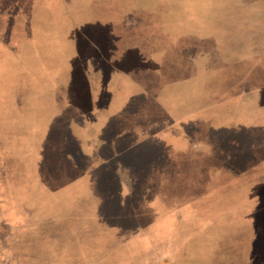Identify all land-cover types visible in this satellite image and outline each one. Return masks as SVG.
Listing matches in <instances>:
<instances>
[{
  "label": "rangeland",
  "instance_id": "rangeland-1",
  "mask_svg": "<svg viewBox=\"0 0 264 264\" xmlns=\"http://www.w3.org/2000/svg\"><path fill=\"white\" fill-rule=\"evenodd\" d=\"M82 1L88 0H80L79 5ZM72 2L75 4V0ZM126 2L131 6V0H118V3L99 0V9L117 6L110 12L117 19L103 18L97 27L88 26L89 33L93 32L89 34L86 28L70 29L62 14H53L58 19H40L41 13H55L57 10L52 8H60V0H0V27L4 28V32L0 29V264H148L149 257L144 253L154 256L155 251H161L171 264H200L199 253H206L203 241L228 236L230 231L239 234L240 213L233 210L227 218L222 217L226 222L217 229L199 228L208 217L197 208L198 202L206 200L207 204L218 205L228 202L216 197L222 189L212 183H209L211 190L203 196L194 199L184 196L176 225H164L170 214H163L160 208L164 195L179 188L190 190L193 183L199 182L201 186L204 181H197L190 174L198 172L200 164H159L160 152L166 147H131V154H143L144 163H131V175L125 179L126 191L117 181L120 175L115 170L117 164L95 165L101 160L97 156L91 163L99 171L89 172L90 165L85 161L96 155L90 148L100 145L98 139H110L111 133L97 131L89 137L81 130L85 116L78 114L79 95L89 90L90 84L80 48L90 44L96 49V45L103 54L112 48L113 39L120 42L121 35L111 38L109 33L116 28L122 32L124 17L131 18V9H124ZM75 29L84 30L86 36ZM127 40L131 42V36ZM77 44L80 46H74ZM67 60H71L69 68L65 66ZM37 61L46 66H37ZM123 64L125 68L106 64L101 69L103 78L112 81L119 69L124 81L125 71L133 70L131 65ZM251 70L249 66L245 71ZM210 82L207 80L203 86L193 80L184 82V87L191 88L194 95L204 97L195 100L196 96L194 99L189 96L183 105L185 109L192 105V108H208L213 87L207 84ZM108 83L103 91L117 89ZM126 83H121L120 91L138 92L136 100L142 109L149 102L144 89L133 85L134 82ZM51 95H64L69 101H57L60 105L50 103ZM259 104L264 105V99H258L248 110ZM60 108L63 111L59 112ZM169 116L161 119L164 126L170 124ZM185 118L196 119L190 115ZM205 118L204 114L199 116L200 120ZM136 119L144 122V127L152 120L144 113ZM154 120L159 123L160 117L156 115ZM131 130L135 131L131 135L145 134L133 127ZM117 150L111 149L110 153L116 154ZM153 152L156 158L154 164H149L147 159ZM113 154L106 158L116 163L118 158ZM248 167L252 166L248 164ZM233 183V192H238L239 181ZM238 199L239 196L232 197V203ZM213 211L211 207L210 213L214 214ZM47 226H53V231ZM70 230L81 232L71 244L64 239Z\"/></svg>",
  "mask_w": 264,
  "mask_h": 264
},
{
  "label": "crops",
  "instance_id": "crops-1",
  "mask_svg": "<svg viewBox=\"0 0 264 264\" xmlns=\"http://www.w3.org/2000/svg\"><path fill=\"white\" fill-rule=\"evenodd\" d=\"M98 1H82L79 5L80 0H75V4L72 0H60V8H52L57 10L55 13H41L40 19H58L53 14H62L61 17L69 21L70 29L86 28L89 33L88 26L97 27L103 18L117 19L110 13L117 6L99 9ZM125 4V10L131 9V18L124 17L122 32L116 28L109 33L111 38L121 35L120 42L113 39L112 48L103 54L96 45V49L90 44L85 49L80 48L90 84L89 90L79 95L78 114L85 116L81 130L89 137L97 131L111 133L110 139L96 138L100 145L90 148L96 154L85 161L87 166L90 165V174L98 173V167L91 161L101 156L95 165L117 164L115 170L120 174L117 181L126 191L125 179L131 175V163H144L143 154H131V147H166L160 152L159 164L162 165L200 164V170L190 174L197 181L204 179L201 186L196 182L190 185V190L179 188L164 195L160 208L163 214L170 213L164 225H176L184 196L192 199L203 196L212 183L222 189L216 197L228 200L230 205L228 202L221 205L207 204L209 201L206 203V200L198 202L197 208L208 217L202 220L199 228L217 229L226 222L222 217L227 218L233 210L240 213L239 234L230 231L228 236L203 241L201 244L206 253H199L200 264H264V105L248 110L258 99H264V0H131V6L128 2ZM0 29L4 32V28ZM75 31L85 34L82 29ZM130 36L131 42L127 40ZM68 61L71 60L66 61L67 68L71 65ZM37 62L39 67L46 66ZM123 63L131 65L133 70L125 71L124 81L119 69L112 81L103 78L101 69L106 64L125 68ZM249 66L252 67L250 73L245 71ZM191 80L200 86L211 81L207 83L213 85L207 109L192 108L194 105L185 109L188 97L196 96L191 88L184 87V82ZM108 82L117 89L103 91ZM126 82L144 89L149 102L142 109L136 100L138 92L120 91L121 83L126 85ZM196 98L204 97L200 94ZM49 99L57 105H60L57 101H69L64 95H51ZM179 107H183L181 112ZM58 110L63 111L62 108ZM37 112L35 109L33 113ZM143 113L152 119L147 127L136 119ZM203 114L206 118L200 120L199 116ZM156 115L160 117L159 123L154 122ZM167 115H171L167 117L168 122L171 121L164 126L163 116ZM189 115L196 119L187 120L185 116ZM131 127L145 134L131 135V132L135 133ZM111 149H119L116 154L112 153L118 158L116 163L106 158L112 156ZM154 158L153 152L147 159L149 164H154ZM234 181H239L238 192H233ZM168 196L172 198L168 199ZM235 196L239 199L232 203ZM211 207L214 214L210 213ZM78 234L81 232L70 230L65 233V243L75 242ZM160 252H152L154 256L144 253L149 257L148 264H171Z\"/></svg>",
  "mask_w": 264,
  "mask_h": 264
},
{
  "label": "trees",
  "instance_id": "trees-1",
  "mask_svg": "<svg viewBox=\"0 0 264 264\" xmlns=\"http://www.w3.org/2000/svg\"><path fill=\"white\" fill-rule=\"evenodd\" d=\"M50 231H53V226H47Z\"/></svg>",
  "mask_w": 264,
  "mask_h": 264
}]
</instances>
